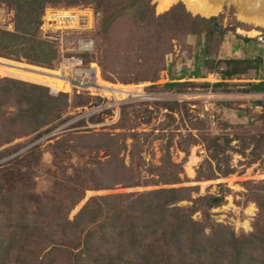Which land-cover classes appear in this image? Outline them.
<instances>
[{
  "label": "trees",
  "instance_id": "obj_1",
  "mask_svg": "<svg viewBox=\"0 0 264 264\" xmlns=\"http://www.w3.org/2000/svg\"><path fill=\"white\" fill-rule=\"evenodd\" d=\"M0 4L12 10L13 18L12 30L0 28V57L53 68L59 61L56 44L40 33L45 9L91 6L98 14L91 34L100 50L98 56L95 51L82 56L89 61L96 58L105 79L156 81L166 68V55L174 43L184 45L191 35L200 48L202 62L189 76L215 72L219 81L201 84L224 86L244 79V91L264 92V79L255 80L263 59L247 51L256 37L242 35L235 28L218 30L212 25L216 16L192 14L182 2L161 13H156L152 0H0ZM228 32L231 44L242 53L220 57L219 48ZM180 78L172 77L163 87L181 89L188 81ZM257 104H262L260 116L264 118V102ZM70 105L67 92L0 76V159L20 149L19 143L4 144L31 134L35 139L44 127V131L54 128ZM176 106L175 102L169 108ZM246 113L243 110L239 115ZM127 119L124 106L121 121ZM121 127L131 128L127 124ZM127 136L132 137L128 162L124 154ZM139 136L132 131L64 130L49 145L53 163H59L56 158L63 155L70 158L72 151L88 157L80 167L71 166L60 177L54 176L41 192L35 188V167L42 160L38 145L0 163V264H264V180L248 189L258 208L252 231L236 233L211 217L210 209L222 202L223 195L193 196V186L178 185L183 167L171 157L170 140L159 162L154 163L141 155ZM242 138L239 151L244 154L251 144L254 162L264 151V129L247 132ZM201 139L208 158L198 167L196 180L234 172L227 152L230 138L205 132ZM196 141L188 132L183 149L187 151ZM115 185L143 189L86 196L87 190ZM196 212L199 217L194 216Z\"/></svg>",
  "mask_w": 264,
  "mask_h": 264
},
{
  "label": "rangeland",
  "instance_id": "obj_2",
  "mask_svg": "<svg viewBox=\"0 0 264 264\" xmlns=\"http://www.w3.org/2000/svg\"><path fill=\"white\" fill-rule=\"evenodd\" d=\"M152 1L155 3L156 13H161L171 5L182 2L192 14L216 16L218 23L212 22L214 28L218 30L220 27L235 28V31L240 34L260 36L259 43L264 48V21L253 18V15L244 16V12H258L249 9L248 6L244 7L242 0H205V2L217 5V12L215 10L214 14H203L190 10L183 0L168 2L169 4L167 3L163 7H160L161 0ZM250 2L249 0L248 3L250 4ZM230 34L228 32L225 35V41L220 45V57L233 54L232 48L229 47L232 37ZM90 35L92 36V34ZM76 36L75 33L65 34L63 35V41L68 43L74 40ZM94 40L96 42L94 51L98 56L100 47L99 44L97 45V38ZM187 44L192 45L193 48L189 49ZM93 60L97 61L96 58H93ZM0 62V76L17 77L40 83L48 86L53 92H67L71 102V105L62 114V121L58 122L54 128L44 131L46 128L44 127V130L35 139H32L31 134L15 138L8 144L3 145L19 143L20 149L1 158L0 163L33 145H38L42 150V160L35 167L36 191L41 192L47 189L54 176L60 177L66 170L69 171L71 166L80 167L88 157L84 150H80V152L85 153V156L79 155L77 151H72L70 158L63 155L61 159L56 158L59 163H53L49 145L58 139L60 133L64 130L73 132L103 131L111 134H118L123 131L139 132V138L143 144L141 155L147 161L154 163L159 162L164 145L170 140L169 151L171 157L174 161L181 162L183 167V172L180 174L182 182L178 185L193 186V196L223 195L222 202L210 209L211 217L214 220L227 224L236 233L252 231V222L258 208L255 201L249 198L248 189L264 180V151L260 153L257 160L251 162V144L244 149V154L239 150L242 149L244 144L242 136L246 135L247 132L264 129V118L260 116L263 106L257 104V101L264 102V93L244 91L243 88L246 87L243 84L244 79H234V83L224 86H213L201 84L202 82L215 83L219 81V78L215 79L207 72L202 77L189 76L191 70L201 68L202 62L200 48L197 47L194 37L188 36L184 45L174 43L166 55V68L160 71V76L156 81L137 83L111 81L105 79L100 71L98 80L111 88L107 91L98 88L93 90L94 93L92 94H88L87 91L69 92L66 89L67 87L55 78L48 80L37 76V71L42 70L48 71V74L54 77L59 61L53 68L4 57H0ZM261 73H264V69ZM172 77H181L179 80L188 81V84L181 89L164 88L163 84L170 81ZM51 86L59 89L53 90ZM78 100H85V103L75 104L74 102ZM175 102L177 106L170 109L169 107ZM124 106L127 107L128 111L126 122L121 121V110ZM243 110L247 113L239 115ZM122 124H127L131 128H122ZM188 132L192 133L197 141L189 144L187 151H185L182 146L186 144L185 138ZM205 132L224 134L230 138L231 147L227 152L230 153V163L234 167V172L215 179L196 180L198 167L204 159L208 158V150L201 139V134ZM142 133H148V136L145 137ZM145 139L146 141H144ZM131 142L132 137L127 136V149L124 152L126 162L129 160L128 152ZM211 162L212 167L215 168V161L212 160ZM140 189H143V187L125 188L121 185H115L110 189L87 190L86 196L96 193H116ZM183 203H186V201H183ZM79 206L80 204L75 207L74 211ZM199 215V212L194 214L195 217H199Z\"/></svg>",
  "mask_w": 264,
  "mask_h": 264
},
{
  "label": "built area",
  "instance_id": "obj_3",
  "mask_svg": "<svg viewBox=\"0 0 264 264\" xmlns=\"http://www.w3.org/2000/svg\"><path fill=\"white\" fill-rule=\"evenodd\" d=\"M97 12L91 6L47 7L42 15L40 33L42 37L55 42L59 53V65L55 72L62 84L69 92L79 93L102 89L99 84L100 69L97 61H86L82 54L92 53L95 42L90 35L94 29ZM0 28L12 30V10L0 4ZM77 34L76 38L68 43L63 41V35ZM1 63V62H0ZM54 71V70H51ZM215 79L220 78L218 73H208ZM53 90L59 89L51 86Z\"/></svg>",
  "mask_w": 264,
  "mask_h": 264
},
{
  "label": "bare ground",
  "instance_id": "obj_4",
  "mask_svg": "<svg viewBox=\"0 0 264 264\" xmlns=\"http://www.w3.org/2000/svg\"><path fill=\"white\" fill-rule=\"evenodd\" d=\"M173 1H175V0H161L160 7L167 5L168 2L172 3ZM183 1H185V3L187 4V7L190 10H193L195 12H201L203 14H212V13L214 14L215 10L217 9V5H214V4L209 3V2H205V0H183ZM248 1L249 0H242V4L244 5V7L248 6L249 9L256 10L258 13H245L244 12L243 13L244 16L253 15L254 16L253 18L260 19V20L264 21V19H263V17H264V0H250L251 1L250 4L248 3ZM247 4H249V5H247ZM216 12H217V10H216ZM259 13L261 15L263 14V16H261ZM37 72H38L37 76L46 78L48 80L55 78L59 83H61V84L63 83L62 80H60L57 76H54V77L50 76L48 74V71L39 70ZM46 72H47V74H46ZM55 73L56 74H54V75H57V72H55ZM98 82L102 86L104 91H107L111 88L108 85H104L103 82L100 80ZM122 91H124V90H122Z\"/></svg>",
  "mask_w": 264,
  "mask_h": 264
},
{
  "label": "crops",
  "instance_id": "obj_5",
  "mask_svg": "<svg viewBox=\"0 0 264 264\" xmlns=\"http://www.w3.org/2000/svg\"><path fill=\"white\" fill-rule=\"evenodd\" d=\"M242 35H244V34H242ZM246 36H248V35H246ZM250 37H256V41L254 42V44L252 45V47L247 50L248 53H249V55L250 56H253V55L258 54L263 59L262 68L260 69V72H259L260 76H259L258 79H255V80L256 81L257 80H262V79H264V73L263 74L261 73L262 72V69H264V48L259 43V40L261 39L260 36H250ZM229 47L232 48L233 54H240V53H242L239 47L234 46V45L231 44V41H230V46ZM262 93H264V92H262Z\"/></svg>",
  "mask_w": 264,
  "mask_h": 264
},
{
  "label": "water",
  "instance_id": "obj_6",
  "mask_svg": "<svg viewBox=\"0 0 264 264\" xmlns=\"http://www.w3.org/2000/svg\"><path fill=\"white\" fill-rule=\"evenodd\" d=\"M204 16V15H203ZM205 17H209V16H205Z\"/></svg>",
  "mask_w": 264,
  "mask_h": 264
}]
</instances>
